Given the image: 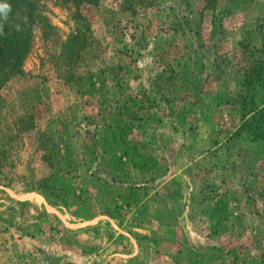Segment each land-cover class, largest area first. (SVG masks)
<instances>
[{
  "label": "rangeland",
  "instance_id": "374dc122",
  "mask_svg": "<svg viewBox=\"0 0 264 264\" xmlns=\"http://www.w3.org/2000/svg\"><path fill=\"white\" fill-rule=\"evenodd\" d=\"M88 3L80 61L67 63L63 46L86 22L44 1L53 39L37 30L23 75L8 80L0 69V264L57 258L68 231L58 213L79 222L99 207L134 233L127 220L144 225L150 200L145 162L158 156L166 164L155 179L172 177L173 201L189 213L170 237L184 240L187 221L206 223L214 204V233L227 241L175 262L264 264V142L235 134L242 68L264 57V0ZM105 221L100 238L118 231ZM132 236L142 246L160 239Z\"/></svg>",
  "mask_w": 264,
  "mask_h": 264
},
{
  "label": "crops",
  "instance_id": "0c3cea01",
  "mask_svg": "<svg viewBox=\"0 0 264 264\" xmlns=\"http://www.w3.org/2000/svg\"><path fill=\"white\" fill-rule=\"evenodd\" d=\"M149 158L150 159L145 162L146 165H149V168L146 170L148 175L145 176L144 182L147 183L146 186H148L149 195L147 197H150V200L147 201L145 206V223L141 225L133 220H127V222L133 227L132 232L134 233L132 234L141 233L149 238L158 237L160 238L159 241H157L156 244L153 241H151L152 244L144 243L145 246H142V242L137 241L136 236L133 237L132 234H129L126 230L124 231L123 228L116 227L113 219L109 217L106 218L102 215L101 213L103 212L99 211V207L94 211V218L80 220L79 222L74 221L72 216L69 215L68 220H66L62 214L57 212L61 218L63 227L68 228V231L66 232L65 238L62 240L60 239L61 241L58 243L59 245H57L59 250L57 254H59V256L57 258H51L50 264H180V262H175L178 261L180 257L182 262H189L191 259L190 256H194V259H196L195 256L197 254L200 255L201 252L207 249L213 250L226 246V240L223 241V244L218 242L216 232L214 233L216 225L211 220L212 218L217 222V220L221 218V208L216 205L213 207L214 204L211 205V203L210 205L212 207H208V209L204 208L208 213L206 215L207 217L202 218V220H206V223L199 219L198 223L188 220L187 223L189 225H185L186 238H184V240L170 237L168 230L171 232H175L177 229L179 230V228H181V219L183 216L189 219V213L186 211V213L183 214L184 207L180 202L174 203V192L167 188V182L173 178L167 179L166 177V179H160V181L159 179H155L158 176L156 175L158 168L165 165L166 160L160 156L156 159ZM140 164L142 166V163ZM152 166L158 167L153 169ZM162 175L163 173H160L159 176ZM104 177L105 175L103 174L102 179L98 176L95 178L97 186H99L100 183L104 184ZM86 179L89 182V180H94V177L90 175L87 176ZM154 179L155 183L153 184ZM124 180H129V178H125ZM109 182L108 192L113 195V192L119 188L115 182L111 180ZM124 184L125 182L123 185ZM100 192L99 190V198H102ZM230 194L231 193L227 194V192L224 191L223 195L220 196V203L224 201V211L226 210V205H228L227 203H229L228 199L229 196H231ZM34 205L37 206L38 203ZM106 219L110 224L118 228V231L115 230L113 236L110 238H100L96 233L102 230V225L106 224ZM80 234H83L84 237L80 236ZM79 237L82 239H79ZM35 244H38V241L35 242ZM43 244L44 242L41 246ZM187 250H194L195 253H188ZM173 254L175 256H173ZM25 255L26 256L23 258L28 261L29 254L26 253ZM29 258H31V256ZM32 260L35 261V259Z\"/></svg>",
  "mask_w": 264,
  "mask_h": 264
},
{
  "label": "trees",
  "instance_id": "16d2710c",
  "mask_svg": "<svg viewBox=\"0 0 264 264\" xmlns=\"http://www.w3.org/2000/svg\"><path fill=\"white\" fill-rule=\"evenodd\" d=\"M44 1H53L68 10L72 9L75 18L87 21L83 10L87 11L89 0H4L12 9L8 21L4 22L3 35H0V69L8 80L24 74L23 66L32 50L37 30L44 41L53 39L55 35L56 28L44 12ZM24 17H27L26 23ZM17 24L20 25V31L16 30ZM90 31L86 22L68 37L63 46L67 63L73 65L81 60L82 52L88 46ZM248 56L252 59L255 53H248ZM239 85L241 118L235 134H245L253 142H264V57L251 60L242 68Z\"/></svg>",
  "mask_w": 264,
  "mask_h": 264
},
{
  "label": "clouds",
  "instance_id": "9594fccd",
  "mask_svg": "<svg viewBox=\"0 0 264 264\" xmlns=\"http://www.w3.org/2000/svg\"><path fill=\"white\" fill-rule=\"evenodd\" d=\"M12 11L11 5L7 2H4V0H0V35H3V26L4 22H7L9 19V13ZM24 22H27V17L23 18ZM16 30L20 31V25H15Z\"/></svg>",
  "mask_w": 264,
  "mask_h": 264
}]
</instances>
